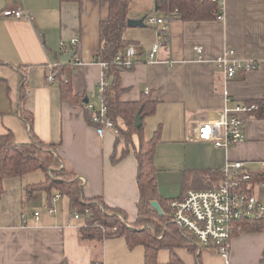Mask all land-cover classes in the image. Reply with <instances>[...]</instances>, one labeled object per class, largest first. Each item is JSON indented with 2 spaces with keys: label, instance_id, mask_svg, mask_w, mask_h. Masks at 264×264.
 <instances>
[{
  "label": "crops",
  "instance_id": "1",
  "mask_svg": "<svg viewBox=\"0 0 264 264\" xmlns=\"http://www.w3.org/2000/svg\"><path fill=\"white\" fill-rule=\"evenodd\" d=\"M19 7L32 19L4 14L6 9ZM154 11L155 0H132L129 16L139 19ZM160 11L157 18L170 13ZM109 12L108 0H0V134L11 133L16 143L30 142L36 135L52 144L59 168L65 166L82 182L84 197H100L110 207L124 210L132 222L138 217L139 198L135 148L114 161V155L122 156L124 140L118 139L116 127L90 121L91 113L85 108L86 98L99 99L98 83L104 67L96 54L101 44L100 24ZM145 24L125 31L129 45H135L138 53L135 65L122 70L120 78L125 101L139 100L144 93L158 100L155 113L144 119V138H152L161 125L157 148L168 146L171 161L161 177V194L180 197L188 169L224 170L227 162L242 161L251 172L264 174V118L245 116V139L229 148L197 139L198 125L223 119L226 108L264 100L261 71L240 73L226 83L216 63L226 48L243 58L264 55V0H224L222 19L174 18L168 42L160 27ZM72 39H78L77 53L64 62L68 52L62 49V42L70 47ZM157 42L162 44L157 61L151 63L149 52ZM199 45L202 54L195 49ZM68 70L79 101H64L57 80L47 78L52 71L57 76ZM37 172L4 182L0 264H145L144 246L130 248L124 237L81 239L85 220L75 217L70 198L56 190L31 189L47 177L45 171V176ZM169 183L175 184L174 189L180 184L176 194ZM261 190L258 199L264 203V188ZM49 207L55 212H49ZM236 224L228 258L215 248L201 246L181 229L186 244L176 252L185 264H264V230L236 231ZM165 254V250L159 251V263L169 260Z\"/></svg>",
  "mask_w": 264,
  "mask_h": 264
},
{
  "label": "trees",
  "instance_id": "2",
  "mask_svg": "<svg viewBox=\"0 0 264 264\" xmlns=\"http://www.w3.org/2000/svg\"><path fill=\"white\" fill-rule=\"evenodd\" d=\"M78 1V0H61ZM159 10L170 12L172 19L204 21L218 18L219 6L213 0H155ZM109 16L100 24V48L96 59L106 62L107 86L102 92L104 101L109 108V115L115 122L119 140H124V148L121 157H115L114 161L120 160L135 148L138 162L137 182L139 198L137 202L138 212L135 221H129L128 214L119 208L110 207L100 197L86 198L83 195L82 182L74 177L71 170L65 166L60 167L59 157L55 147L40 140L36 135L26 143H16L11 133L0 134V197L3 195L4 182L8 178L20 177L26 173L43 170L47 173L44 181L32 185L31 189L53 190L67 195L71 201V209L85 218V225L80 228L81 239H95L108 237H124L130 248L142 245L145 248V264H185L177 254L176 249L186 244L183 231L172 223V209L170 202L175 198H168L161 194L158 186L156 166V150L161 138V125L150 139L144 138V119L156 111L157 99H152L149 94H143L139 100L125 101L122 95L125 87L121 83L120 72L126 68L119 66L115 57L125 51L130 40L125 36L127 21L130 18L132 0H108ZM64 101H72L79 97L74 94L71 85V73L62 71L56 76ZM247 103H256L258 108L251 113L258 118H264V100L253 99ZM83 104V101L81 102ZM142 116V125L136 127V116ZM91 121V118L89 116ZM124 121L125 126L119 125V120ZM32 125L31 117L28 118ZM30 125V128H31ZM138 137V146L134 144V136ZM51 170L56 176L51 177ZM240 174V186L249 193L254 192L256 184L264 181L263 173L251 172L250 178L243 180ZM68 177V178H67ZM70 178V179H69ZM224 170L214 169H188L184 173L183 191L181 198L190 189H213L225 179ZM251 186V187H250ZM250 187V188H249ZM157 200L163 213H159L151 202ZM88 210V211H87ZM121 215L122 218L119 216ZM153 220L158 231L161 229L160 222H167L170 231H165L162 238L146 226ZM144 224V225H142ZM236 231L259 232L264 230V218L242 219L236 224ZM190 250L195 251L193 245ZM161 249L170 251V258L165 263H159L158 253Z\"/></svg>",
  "mask_w": 264,
  "mask_h": 264
},
{
  "label": "built area",
  "instance_id": "3",
  "mask_svg": "<svg viewBox=\"0 0 264 264\" xmlns=\"http://www.w3.org/2000/svg\"><path fill=\"white\" fill-rule=\"evenodd\" d=\"M213 1L218 4L220 10L217 19L224 18V0ZM4 14L17 18L32 19L31 14L21 7L6 9ZM171 20L170 13L163 18L151 15H146L145 18L146 23L157 28L160 27V31L166 33L164 38L166 42L170 40ZM70 44V47H67V43L62 42L64 52L74 51L77 48L78 39H72ZM161 44V42H157L152 46L149 52V62L157 61ZM195 49L199 54L203 53L202 46H196ZM137 53L136 46L131 44L125 51L116 55L115 61L122 68H132L135 65ZM174 62V60L170 61V63ZM216 63L223 73L226 83L240 73L258 70L264 74V55L260 58H243L235 50L226 48L216 58ZM101 64L104 67V72L98 83L99 99L88 100L85 103V108L90 111L91 121L94 124L115 128V122L111 119L108 105L102 96V92L108 83L105 73L107 63L101 62ZM47 78L50 82H54L56 80L55 73L52 71ZM257 108L256 103L247 102L239 103L233 108H226L223 119L204 121L198 125L197 139L212 142L216 147L221 148H229L242 142L246 136L245 116H251V112ZM242 173H244L243 180L250 178L251 171L246 168L244 162H227L224 168L226 178L219 183L217 188L190 189L183 197L175 198L170 202L172 220L180 229L183 232L186 231L192 234L201 246L215 248L225 258L229 257L235 223L242 219L264 218V203L256 197L254 192L249 193L247 189L245 190L240 186L238 179H240ZM256 185L264 188V181ZM57 197H60V194ZM49 212L53 213L55 209L49 207ZM35 216L38 218L39 212H36ZM75 217L82 216L75 213Z\"/></svg>",
  "mask_w": 264,
  "mask_h": 264
},
{
  "label": "rangeland",
  "instance_id": "4",
  "mask_svg": "<svg viewBox=\"0 0 264 264\" xmlns=\"http://www.w3.org/2000/svg\"><path fill=\"white\" fill-rule=\"evenodd\" d=\"M147 15H151V16H154V17H157V16H159V15H162V13H161V11L160 10H156V11H154V12H151V13H147ZM148 24V23H147ZM153 27H155V26H153ZM119 124H121V121L119 120ZM122 125V124H121ZM137 137H135L134 136V140L136 141L137 139H136ZM138 141V140H137ZM166 147H168V146H166V145H162V146H159V148H157V151H156V166H157V168L159 169L158 170V173H157V180H158V186H159V188H160V182H161V177H163L167 172H168V169H167V167H171V166H169L168 165V163H169V161H170V158L168 157V153H167V150H166ZM182 150H183V146H182ZM168 162V163H167ZM171 162V161H170ZM59 168V167H58ZM37 173H41L43 176H45V174H44V172L43 171H40L39 170V172H37ZM48 173L50 174V176L51 177H56L55 175H54V173L51 171V170H49L48 171ZM38 175V174H37ZM68 178V177H67ZM70 179V178H69ZM168 186H169V188H171L172 190H171V192L173 193V194H176V192L177 191H175V190H177V188L178 187H180V184H178V187L176 188V189H174V186H175V184L173 183V184H168ZM262 188H260L259 186H257L256 188H255V195H256V197L258 198V197H260L261 196V193H262V190H261ZM66 197V196H65ZM121 217V216H120ZM82 219H84L85 220V218L83 217ZM142 225H144V224H142ZM160 225H161V229H160V231H158V229H157V225L156 224H154L153 223V220H150L149 222H147V224H146V226L147 227H149L150 229H152L154 232H155V234H157L158 235V237H162L163 236V233H165V231H170V226H169V224L167 223V222H165V221H163V222H160ZM163 250H165L166 251V256H165V260L167 261L169 258H170V251L169 250H167V249H163Z\"/></svg>",
  "mask_w": 264,
  "mask_h": 264
},
{
  "label": "water",
  "instance_id": "5",
  "mask_svg": "<svg viewBox=\"0 0 264 264\" xmlns=\"http://www.w3.org/2000/svg\"><path fill=\"white\" fill-rule=\"evenodd\" d=\"M156 10H158V7H156ZM145 18L146 15L139 18V19H134V18H129L127 21V26L128 27H137V26H145ZM77 51L74 50L70 53H67L63 56V61L64 62H70L74 56L76 55ZM85 102H88V98L85 99ZM142 125V116L140 113L137 114L136 116V127H140ZM151 205L159 212V213H163L162 208L160 206V204L158 203L157 200H153L151 202Z\"/></svg>",
  "mask_w": 264,
  "mask_h": 264
}]
</instances>
